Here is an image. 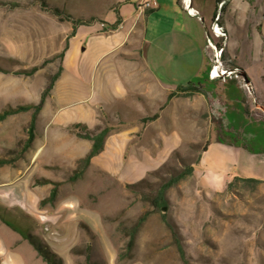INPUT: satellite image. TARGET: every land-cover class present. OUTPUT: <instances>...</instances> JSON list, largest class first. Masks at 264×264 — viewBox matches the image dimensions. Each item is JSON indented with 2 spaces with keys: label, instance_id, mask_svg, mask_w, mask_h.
Instances as JSON below:
<instances>
[{
  "label": "rangeland",
  "instance_id": "rangeland-1",
  "mask_svg": "<svg viewBox=\"0 0 264 264\" xmlns=\"http://www.w3.org/2000/svg\"><path fill=\"white\" fill-rule=\"evenodd\" d=\"M45 1L75 20L94 18L88 25H78L75 36L70 37L61 80L65 90L75 87V124H88L94 112L100 110L102 101L97 93L89 99L93 89L94 64L100 55L115 45V35L104 32L101 22L111 25L120 16L137 18V0ZM197 1L199 5L194 3L193 7L204 17L207 33H211L216 2ZM2 3L18 6L12 7L16 9L13 12L7 11L25 17L22 23L27 25L26 31L32 28L33 45L30 48L29 38L23 35L16 40L9 37L7 45H14V50L10 52L24 56L28 64L4 57L0 58V68L13 74L48 61L46 65L54 64L55 74L61 65L57 56L65 49L67 38L74 29L72 22H59L51 13L42 11L33 0H0ZM225 22L227 38L215 39V48L224 49L222 67L237 69L242 76L239 64L258 86L259 101L264 103V0H234ZM105 38L109 40L104 42ZM205 51L212 54L209 60L212 67L214 50L207 47ZM208 79L201 81L199 92L189 96L190 111L186 108L185 114L176 121L177 128H186L187 136L182 144H179V137L175 134L179 132L177 130L161 137L159 158L165 154L168 157L176 149L185 162H194L197 158L201 159L204 147L214 141L264 151V107L255 104L251 88L247 90L238 80L229 83L228 79ZM36 82L39 85L40 78ZM128 114L129 119L122 120V123L134 125L137 121L131 118L135 114ZM111 123L104 121L103 126ZM117 124L113 122L112 126ZM190 145L197 147L191 148ZM107 155L104 151L98 154L94 165H104ZM263 155L258 158L264 159ZM45 160L46 156H43L40 162ZM109 164L107 167L111 166ZM112 168H115L116 178L122 177L123 180L117 181L96 171L87 174L76 187L82 201L75 198V222L84 221L81 210L87 209L92 225L98 227L102 219L104 234L97 233V237L92 231L94 229L90 228L92 233H88L79 223L81 234L78 238L75 236V243L78 239L80 241L75 245V254L72 252L75 264H264V177L254 178L262 181L257 185L237 181L228 187L233 177L224 189L214 191L204 186L200 174L193 173L168 191L167 224L159 212L151 211L150 202L145 199L150 189L126 188V184H135L144 178L156 182L157 179L149 174L159 168L156 169L152 162L138 167L112 165ZM65 179L69 181L68 177ZM145 212L152 213L137 231L133 246L129 247V231ZM44 229L41 227L35 236L55 253L57 240ZM95 229L98 232V228ZM89 242L91 249L86 251ZM32 247L25 254L28 263L31 262L30 252H36ZM0 264H5L4 260H0Z\"/></svg>",
  "mask_w": 264,
  "mask_h": 264
},
{
  "label": "crops",
  "instance_id": "crops-1",
  "mask_svg": "<svg viewBox=\"0 0 264 264\" xmlns=\"http://www.w3.org/2000/svg\"><path fill=\"white\" fill-rule=\"evenodd\" d=\"M177 1L158 0L157 9L142 11L138 8L141 0H137V18L119 15L111 25L101 22V28L103 24L106 26L102 28L104 32L115 35V45L100 55L94 64L89 99L97 93L102 101L100 110L94 112L92 119L84 125L94 130L103 126L104 121L118 123L115 127L112 123L107 124L111 130L102 150L108 154L104 165L95 166V156L81 179L73 182L65 179L92 147L91 141L78 138L69 129L75 124V87L65 90L61 84L65 53L61 61L62 73L36 115L30 143L32 109L0 121V260L5 264H43L36 252H30V263L25 260L26 252L32 247L28 235L37 239L35 235L41 227L56 238L54 250L63 263L75 264L72 250L80 241L78 239L75 243V236L78 238L81 234L79 225L83 223L94 229L97 237V233L104 234L102 219L98 227L92 225L87 209L81 210L84 221L75 222V198L82 201L76 190L78 183L96 171L117 181L123 180L122 177L116 178L112 165L138 167L152 162L156 169L160 168L171 155L159 158L160 138L171 131H179L175 134L182 144L188 133L185 127L177 128L176 121L185 114L186 108L190 111L191 100L184 93H178L168 102L167 98L178 88L201 81L206 73L209 78L212 54L205 51L208 32L205 19L193 7L194 3L199 5L198 1L190 0L191 7L199 13L196 17L187 14L182 0L179 4ZM233 1H229L223 17L227 36L225 16ZM7 10L13 12L16 9L7 3L0 4V58L16 59L27 65L24 56L10 52L14 45L8 46L6 40L9 37L21 39L23 35L29 38L31 48L32 28L26 31L27 25L22 23L25 17ZM107 40L109 38L104 42ZM238 66L250 80L247 84L253 92L255 104L264 107L259 101L258 86ZM54 70V64L46 65L29 77L0 71V112L18 106L38 105ZM38 78L41 80L39 85L36 84ZM70 108L73 110L69 111ZM128 113H134L131 119L139 123H122V120L129 119ZM153 116L157 117L149 120ZM43 156L46 160L40 162ZM259 156L244 147L214 141L201 156L194 173L200 174L206 188L220 191L233 177H264V159ZM108 163L110 167H107ZM41 180L50 183H37ZM54 184H58L54 203L41 207L40 202L49 197Z\"/></svg>",
  "mask_w": 264,
  "mask_h": 264
},
{
  "label": "trees",
  "instance_id": "trees-1",
  "mask_svg": "<svg viewBox=\"0 0 264 264\" xmlns=\"http://www.w3.org/2000/svg\"><path fill=\"white\" fill-rule=\"evenodd\" d=\"M230 0H215L216 2V12L214 15V18L217 14H219V21L218 24L223 28L225 34L226 31L224 29V21L223 17L227 11V7L229 4ZM33 2L39 4L40 8L44 12L51 13L55 17L58 18L59 22H72L74 29L72 34L67 38V43L65 49L57 56L60 61H62L64 57V53L68 48V40L70 37H73L75 35V31L78 25H88L91 22L94 21V18H90L88 20L84 19H73L70 15L64 14L62 10H60L57 7H51L48 5V3L45 0H33ZM223 2V6L221 7L220 10H218V4ZM177 3L179 4L180 1L178 0ZM11 8L12 7H18L17 5H9ZM151 11V10H149ZM213 18V20H214ZM212 20V21H213ZM217 46L221 47L220 44H217ZM224 52V49L222 50V53ZM48 61H45L42 65L40 66H34L30 69L23 68L22 70L15 71L13 72L14 75H22V76H32L34 75L40 68L44 67ZM237 67V66H235ZM238 68V67H237ZM1 72L8 73L6 70H3L0 68ZM62 73V67L61 65L57 69L56 73L48 77V83L46 88L44 89L42 95H41V100L38 105L36 106H18L16 108H9L6 109L2 112H0V121L5 120L7 117L33 110V116H32V121L29 125V133H30V138L29 142L32 140V130L34 128V122L36 115L42 108L44 101L47 96H49L51 90L54 87L55 82L58 80ZM241 73L243 74V79L246 83H249L250 80L248 76L241 70ZM208 73L202 76L201 81H208ZM201 81H198L197 83H190L188 84L185 88H178L175 92L169 94L167 98V102L170 101L173 97L178 96V93H184L185 97L191 96L195 92H199V86L202 85ZM229 83H233V80H229ZM245 112L247 111L246 108L244 109ZM157 116H153L149 118V120H154ZM69 129L80 139H85L89 140L92 142V147L88 151V153L81 158L77 162L76 168L72 171V174L68 177L69 181H78L81 179L86 170L89 168L92 159L97 156L98 154L101 153L103 150L104 146V141L106 136L111 130V127L106 125V126H100L95 128L94 130H90L86 125L84 124H74L69 127ZM191 148H196L197 146L195 145H190ZM249 152L252 154H264L263 149H257V150H252L249 149L248 147H245ZM207 150V147L205 146L203 149V152ZM200 161V158H197L194 162H185V160L181 157L180 152L178 150H175L172 152L168 160L156 171H153L149 174V176L157 179L156 182H151L150 180L144 178L140 181H138L135 184H126V188L128 189H150V194L148 196H145V199H148L150 202V206L152 208V212H159L164 219V221H168L167 219V214L165 213L168 210V205H169V199L167 196L168 191L177 186L181 181L185 180L188 177H191L195 171V164ZM237 181H242L247 184L251 185H257L260 184L262 181L254 178H240V177H234L233 181L230 182L228 187H231L234 185L235 182ZM37 183L40 184H47L50 183L49 181L46 180H41L37 181ZM58 184H54V188L51 191V194L49 195L48 198L42 200L40 202L41 207L46 205V204H52L55 201L56 198V187ZM152 212H145L139 220L136 222V224L130 229L129 235L130 239L128 242V246L132 247L135 241V235L141 225L145 222L147 217L150 215ZM168 224V222H167ZM81 227L88 233H92L90 228L85 225L81 224ZM29 242L37 252L38 256L46 263V264H64L63 260L61 257H59L56 253L52 252L48 247L44 246L41 242H39L36 238H34L31 235H28ZM91 249V243L89 242L87 246L85 247V250L88 251ZM76 249L74 248L72 252L75 254ZM180 253L184 257L183 251L180 248Z\"/></svg>",
  "mask_w": 264,
  "mask_h": 264
},
{
  "label": "built area",
  "instance_id": "built-area-1",
  "mask_svg": "<svg viewBox=\"0 0 264 264\" xmlns=\"http://www.w3.org/2000/svg\"><path fill=\"white\" fill-rule=\"evenodd\" d=\"M183 7L186 10L187 14L191 16H199V13L191 7L190 0H182ZM223 6V2L218 4V10L221 9ZM139 10L146 11V10H154L158 8V0H141L138 5ZM219 21V14H217L212 21L211 26V33H207L206 37V44L207 47L214 50V58H213V66L209 71V78L210 80H238L242 81L244 87L250 91L249 85L244 81L243 77L238 73L237 69L234 70H226L222 67L221 64V56H222V48L217 50L215 48V39H226L227 36L223 30V28L218 24ZM102 28H106L103 24ZM217 70L216 74H213V71ZM242 78V80H240Z\"/></svg>",
  "mask_w": 264,
  "mask_h": 264
},
{
  "label": "bare ground",
  "instance_id": "bare-ground-1",
  "mask_svg": "<svg viewBox=\"0 0 264 264\" xmlns=\"http://www.w3.org/2000/svg\"><path fill=\"white\" fill-rule=\"evenodd\" d=\"M216 72H217V70H214V71H213V74L215 75V74H216Z\"/></svg>",
  "mask_w": 264,
  "mask_h": 264
}]
</instances>
